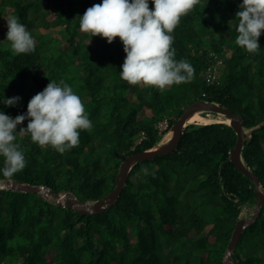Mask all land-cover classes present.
Returning a JSON list of instances; mask_svg holds the SVG:
<instances>
[{"label":"trees","instance_id":"1","mask_svg":"<svg viewBox=\"0 0 264 264\" xmlns=\"http://www.w3.org/2000/svg\"><path fill=\"white\" fill-rule=\"evenodd\" d=\"M98 3L0 0V22L18 17L36 41L33 52L14 54L0 26V112L26 114L50 80H63L93 125L64 154L18 133L15 143L27 163L11 180L94 203L115 188L128 156L157 146L191 104L206 100L243 116L246 131L254 129L242 159L264 191V32L256 54L235 44L242 0H199L181 18L172 33L175 59L187 60L195 72L163 92L120 78L126 54L119 38L109 44L79 30V16ZM58 27L61 39L53 33ZM211 53L224 58L216 84L206 81ZM16 96L15 106H5V98ZM236 142L229 124L189 123L176 151L137 163L117 201L97 214L80 215L37 193L0 190V264H223L243 209L257 202L252 180L230 161ZM0 181H7L2 173ZM232 264H264V204L243 231Z\"/></svg>","mask_w":264,"mask_h":264},{"label":"clouds","instance_id":"2","mask_svg":"<svg viewBox=\"0 0 264 264\" xmlns=\"http://www.w3.org/2000/svg\"><path fill=\"white\" fill-rule=\"evenodd\" d=\"M101 0L79 16V30L91 37L99 36L111 44L116 38L126 54L120 78L132 86L143 85L166 91L172 85L190 81L195 69L185 59H175L172 33L183 16L199 0ZM235 17L238 20L235 44L250 54L259 49L264 32V0H242ZM7 21L6 40L14 54L35 50L36 41L16 16ZM20 97L5 98V106H15ZM28 120L27 127L17 126ZM92 121L81 98L61 80L51 81L28 102L26 114L15 118L0 112V173L7 181L26 167L17 134L30 135L40 147L51 146L64 154L79 146L80 131H91Z\"/></svg>","mask_w":264,"mask_h":264},{"label":"water","instance_id":"3","mask_svg":"<svg viewBox=\"0 0 264 264\" xmlns=\"http://www.w3.org/2000/svg\"><path fill=\"white\" fill-rule=\"evenodd\" d=\"M202 110L205 113H216L226 116L231 120V125L236 131L237 142L235 147L230 151V161L236 166V168L242 172L246 177L252 180L257 193L256 213L251 221L248 223L243 220H239L235 230L233 232L230 244L224 256L223 264H232L233 254L235 253L238 244L242 238L243 231L251 224H253L261 213V208L264 204V191L260 185L259 178L244 164L242 159V151L248 139L251 138V133L254 130L246 131L243 127L244 117L234 113L231 109L223 107L219 104L210 103L206 100H198L191 104L172 126L173 136L170 141L164 146L157 145L152 149L141 151L130 155L126 158L121 165L120 172L117 179L115 188L103 199L94 203L83 202L71 191H67L63 194H59L51 190L44 185L32 186L21 181H0V190H15L29 193H37L44 198H52L56 203L61 206H68L80 215L97 214L105 209L110 208L122 194L128 176L132 168L139 162L154 160L158 156L172 154L177 150L183 130L189 125L187 124L190 116L198 111ZM257 126L255 129L259 128ZM71 198L67 204H64L62 200L64 198Z\"/></svg>","mask_w":264,"mask_h":264},{"label":"rangeland","instance_id":"4","mask_svg":"<svg viewBox=\"0 0 264 264\" xmlns=\"http://www.w3.org/2000/svg\"><path fill=\"white\" fill-rule=\"evenodd\" d=\"M52 19H53V17H50V20H52ZM0 26H1V29H2V30H5V31L7 32V21H6V20L1 21V22H0ZM53 33H54L55 38H59V39L62 38V36H61V28H60V27L55 28V29L53 30ZM224 53H225V55H224L225 57H227L228 54H229L227 51H225ZM219 57H220L222 60L224 59V58L222 57V55H220V54H219ZM176 115H177V113L175 112V113H172V115H170V117H168V119H169V123H170V120H173V119L176 117ZM210 115L213 116V117H223V118L226 117V116L221 115V114H210ZM190 123H192V122H190ZM202 123H204V122H202ZM216 123H221V122H216ZM222 123H225V122H222ZM188 124H189V123H188ZM169 125H170V124H169ZM247 132H248V131H247ZM169 133H173L171 129H170V130H169V131L163 136L161 142H160L158 145H160V146H164L165 144H167V143L169 142V140H168V141L166 140V136H167ZM48 199L53 200L52 198H48ZM69 200H71V198L67 197V198H64V199L62 200V202H63L64 204H67V203L69 202ZM53 201H54V200H53ZM255 213H256V206L245 207V208L243 209L242 214H241L240 220H243L244 222L248 223L249 221H251V220L253 219Z\"/></svg>","mask_w":264,"mask_h":264},{"label":"built area","instance_id":"5","mask_svg":"<svg viewBox=\"0 0 264 264\" xmlns=\"http://www.w3.org/2000/svg\"><path fill=\"white\" fill-rule=\"evenodd\" d=\"M214 62L210 65V67L207 70L206 73V81L209 84H216L220 82L221 76H222V70L224 67V60H222L218 54L211 53L210 54ZM169 119L165 118L160 124H159V130L160 131H166L169 128Z\"/></svg>","mask_w":264,"mask_h":264},{"label":"bare ground","instance_id":"6","mask_svg":"<svg viewBox=\"0 0 264 264\" xmlns=\"http://www.w3.org/2000/svg\"><path fill=\"white\" fill-rule=\"evenodd\" d=\"M197 121L204 122V123H215V122H221V123L225 122L226 124H230L231 123V120L229 118H227V117H224V118L223 117H213V116L203 112L202 110H198V111L194 112L190 116L187 124L190 123V122H197ZM172 132H173V130H172ZM172 136H173V133H169L166 136V140L170 141Z\"/></svg>","mask_w":264,"mask_h":264}]
</instances>
